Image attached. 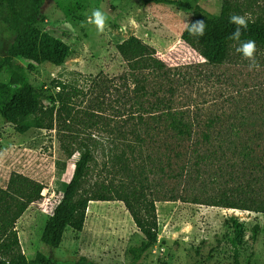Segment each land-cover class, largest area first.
Listing matches in <instances>:
<instances>
[{"label": "rangeland", "instance_id": "rangeland-1", "mask_svg": "<svg viewBox=\"0 0 264 264\" xmlns=\"http://www.w3.org/2000/svg\"><path fill=\"white\" fill-rule=\"evenodd\" d=\"M185 1L223 19H229L237 5V14H250L249 20L264 15V0H227L231 12L222 9L223 0ZM95 9L106 13L110 30L99 33L86 23ZM191 20L192 13L185 9L144 5L142 0H45L38 28L57 40L63 63L35 64L16 58L12 70L39 94L41 118L47 109H57L59 93L71 97L69 110L75 121L70 127L80 138L97 143L79 195L108 184L111 153L125 143L111 129L119 115L131 110V98L152 87L165 96L173 89L177 108L200 111L206 117L221 112L232 116L264 113V49L257 45L258 71L248 70V61L235 52L234 44L223 63L210 64L201 56L202 38L184 28V22ZM14 38L15 33L0 22V60L7 56ZM147 56L165 65L167 77L149 70L129 71L130 62ZM7 75L1 80L6 81ZM144 109H148L146 102ZM55 134L54 129L19 134L0 118V187L6 186L11 173L44 186L41 199L15 224L21 252L29 263L38 251L57 264H75L80 257L92 264L131 263L130 249L144 237L120 201L89 202L81 232L67 228L57 249L41 243L45 223L78 157L74 153L66 160ZM58 159L64 163L59 173ZM155 208L157 242L135 264H264V214L179 201L156 202ZM254 226H258L255 237Z\"/></svg>", "mask_w": 264, "mask_h": 264}, {"label": "trees", "instance_id": "trees-1", "mask_svg": "<svg viewBox=\"0 0 264 264\" xmlns=\"http://www.w3.org/2000/svg\"><path fill=\"white\" fill-rule=\"evenodd\" d=\"M44 2L0 0V22L15 33L7 56L0 60V118L14 125L19 134L30 129H54L65 159L78 153L71 178L45 223L40 238L44 246L59 248L67 228L81 232L86 209L92 201L122 202L144 237L130 249L129 264L138 262L157 242L156 202L179 201L264 214V113L232 116L221 112L206 117L200 111L191 113L177 108L173 89H168L169 95L165 96L160 95V88L152 87L131 98V110L119 115L111 129L125 143L111 153L112 165L106 170L110 176L108 184L102 183L96 190L79 195L97 143L80 138L78 131L70 127L75 121L69 110L71 97L59 93L57 109H47L46 117L41 118L39 94L12 70L16 58L35 64L63 63L64 54L57 40L38 28ZM142 3L185 9L192 13L190 23L205 19L207 29L201 37L204 44L201 56L214 65L228 58L234 44L227 39L234 28L229 19L212 15L185 0H142ZM222 9L231 12L230 2L223 0ZM239 10L237 5L233 14ZM241 39H253L264 49V15L249 20V29ZM128 69L149 70L167 77L165 65L152 56L130 62ZM4 73H8L6 81L1 80ZM202 117L206 120L199 121ZM128 137L131 143L126 141ZM55 167L59 173L64 163L58 159ZM43 189L41 183L19 173H11L6 186L0 187V264H57L39 251L29 263L21 252L15 230L17 220L41 199ZM257 232L258 226H254V237ZM75 264L92 263L80 257Z\"/></svg>", "mask_w": 264, "mask_h": 264}, {"label": "clouds", "instance_id": "clouds-1", "mask_svg": "<svg viewBox=\"0 0 264 264\" xmlns=\"http://www.w3.org/2000/svg\"><path fill=\"white\" fill-rule=\"evenodd\" d=\"M250 14H232L229 17V23L234 25L233 31L227 37L228 40L234 42L235 52L240 54L243 59L248 61L249 71H258L261 68L259 61L256 59L257 43L253 39L242 40L241 37L249 29ZM86 23L94 25L99 33L110 30L107 21V15L100 9L92 11L91 15L86 18ZM135 23V21H132ZM185 30L194 37H203L206 34L207 22L201 18L194 22H184Z\"/></svg>", "mask_w": 264, "mask_h": 264}]
</instances>
